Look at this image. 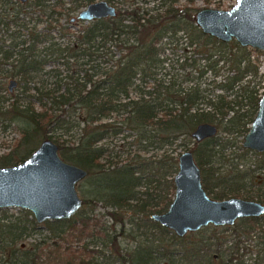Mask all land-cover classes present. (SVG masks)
Instances as JSON below:
<instances>
[{
  "label": "trees",
  "instance_id": "obj_1",
  "mask_svg": "<svg viewBox=\"0 0 264 264\" xmlns=\"http://www.w3.org/2000/svg\"><path fill=\"white\" fill-rule=\"evenodd\" d=\"M92 1L0 0V126L18 134L0 167L22 162L50 138L62 160L87 172L78 183L82 205L70 218L38 223L27 209L0 216L3 264H44L43 245L20 247L41 229L76 237L62 264H244L240 240L215 257L203 243L184 245L188 233L178 237L150 215L170 204L177 157L187 149L208 196L264 204V152L241 145L263 93L251 49L202 33L192 19L197 9L180 7L181 0H153L147 9L137 0H109L114 17L74 27L71 18ZM169 48L182 50L181 72L165 65ZM10 79L13 93L4 87ZM205 122L217 133L195 142L191 132ZM96 203L111 222L86 211ZM238 222L264 247V216ZM99 243L108 254L89 249Z\"/></svg>",
  "mask_w": 264,
  "mask_h": 264
},
{
  "label": "water",
  "instance_id": "obj_2",
  "mask_svg": "<svg viewBox=\"0 0 264 264\" xmlns=\"http://www.w3.org/2000/svg\"><path fill=\"white\" fill-rule=\"evenodd\" d=\"M115 15V6L98 0L88 3L71 21L89 22ZM192 19L202 33L219 41L235 40L242 47L264 50V0H235L227 10L201 8ZM15 85V80L10 79L8 91ZM216 133L217 127L205 122L194 128L191 138L200 142ZM241 145L250 151L264 152V92ZM86 175V170L62 160L58 145L45 138L22 162L0 167V209H27L38 223L68 219L82 205L76 185ZM172 181L174 193L170 204L165 211L152 213L150 218L178 237L208 225L232 226L239 219L264 215L261 202L233 196L216 200L208 196L189 149L178 155Z\"/></svg>",
  "mask_w": 264,
  "mask_h": 264
},
{
  "label": "rangeland",
  "instance_id": "obj_3",
  "mask_svg": "<svg viewBox=\"0 0 264 264\" xmlns=\"http://www.w3.org/2000/svg\"><path fill=\"white\" fill-rule=\"evenodd\" d=\"M98 1V0H93ZM92 1V2H93ZM111 5L115 6V2H109V0H105ZM138 5L142 6L143 8H152L155 5L156 1L153 0H137ZM235 3V0H193V3L187 4L184 0H181L179 2L180 7L182 6H190L192 8L201 9L205 7H211L216 9H222L227 10L229 9L233 4ZM82 8H80L81 10ZM79 10V11H80ZM196 10V11H197ZM77 11V13L79 12ZM193 14L195 11H191ZM75 14V16L77 15ZM74 17V16H73ZM80 22V21H79ZM77 20L73 21V26H79V23ZM82 22V21H81ZM76 23V24H74ZM86 23V22H85ZM84 24V23H83ZM252 51V58L256 60V64L258 66V74L254 78V83L258 87V90L260 93L264 92V50H258L252 47H248ZM188 49V48H186ZM189 50V49H188ZM187 50V56H190L191 52ZM166 58L165 65L168 67H172L175 69V71L179 70L181 72V66L180 63L183 60L184 54L182 50L177 51H171L169 49H165L164 56ZM210 75L207 74L206 78L209 81ZM220 79V78H219ZM9 80H7L4 84L5 90L7 92V86H8ZM16 85L12 89V93L15 92ZM17 133L14 130L13 125H9L7 127L2 128L0 126V154L7 152L11 148V144L13 143L14 139L17 138ZM241 140V137L237 139L239 142ZM191 144H189L190 147ZM232 150H237L236 148H230L228 152ZM253 159V156L251 157ZM248 165V162L245 164L239 163V167ZM79 183V182H78ZM76 185V190L79 195V197L82 199V196L80 195V189L79 185ZM86 211L93 216L96 219H100L103 221L111 222L109 217L105 214L107 211L106 208H104L100 203H96L94 206H87ZM21 210H25L22 208H6L5 212L0 211V216L2 215H8L11 218L16 216H21L22 212ZM247 224L244 222H238L234 226H229L227 228H221V229H214L213 227L207 226L204 228H201L200 230L192 233L187 234V238L184 239V245H187L188 247L193 244H202L207 246L209 248V252L213 256H217L218 250H222L224 248H231L233 250L236 249L238 245V240H240L239 243V250L238 254L244 253L242 256V260L244 264H255V262L259 261V258H262L264 253L263 249L264 247L259 244L261 241V237L257 238L254 235L252 237L250 234H247L243 232V230H246L245 228ZM155 232V231H154ZM157 233V232H155ZM250 236V239L247 238ZM64 239L58 238L56 235H53L50 231L46 229H41L38 233L32 235L31 237L27 238L24 243L20 244L21 248H32L31 245H43V250L41 252L42 261L44 264H62L64 255L69 252L70 249H76L77 246V239L74 235H63ZM121 243L125 245V242L128 240H125L124 238H119ZM215 239H218L221 241L219 249L216 248L214 242ZM88 240V239H87ZM86 241V239H85ZM258 244V245H255ZM129 248H133L132 242H129ZM93 250H100L105 254H108V249L104 246H102L101 243L99 245L95 246H89V249ZM244 248V249H243ZM51 255L52 257L49 259L47 258L48 255ZM111 259L105 260L104 264H110ZM0 264H3L2 257H0Z\"/></svg>",
  "mask_w": 264,
  "mask_h": 264
},
{
  "label": "flooded vegetation",
  "instance_id": "obj_4",
  "mask_svg": "<svg viewBox=\"0 0 264 264\" xmlns=\"http://www.w3.org/2000/svg\"><path fill=\"white\" fill-rule=\"evenodd\" d=\"M16 1H17V0H16ZM27 1H28V0H27ZM27 1H26V2H27ZM18 2H19V1H18ZM20 3H21V2H20ZM192 16H193V15H192ZM261 216H264V215H261ZM258 217H260V216H258ZM235 223H236V222H235ZM235 223H234V224H235ZM234 224H233V225H234ZM233 225H232V226H233ZM222 227H225V226H222Z\"/></svg>",
  "mask_w": 264,
  "mask_h": 264
}]
</instances>
